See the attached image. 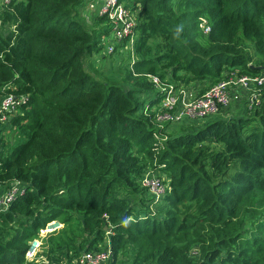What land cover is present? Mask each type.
<instances>
[{"label":"trees","instance_id":"obj_1","mask_svg":"<svg viewBox=\"0 0 264 264\" xmlns=\"http://www.w3.org/2000/svg\"><path fill=\"white\" fill-rule=\"evenodd\" d=\"M127 1L138 60L108 76L91 63L109 29L86 17L90 0L3 6L0 95L28 101L0 127V183L26 188L0 213V264H35L29 242L53 220L51 260L109 247L107 264H264V84L243 114L182 130L147 108L164 97L147 104L154 78L209 88L233 70L260 75L246 47L264 67V0ZM149 168L169 181L158 202Z\"/></svg>","mask_w":264,"mask_h":264},{"label":"built area","instance_id":"obj_2","mask_svg":"<svg viewBox=\"0 0 264 264\" xmlns=\"http://www.w3.org/2000/svg\"><path fill=\"white\" fill-rule=\"evenodd\" d=\"M11 2L12 0H0V13L3 6ZM86 11L87 18L94 14L105 18L104 25L109 29L100 43L102 56L113 57L118 63H133L138 60L136 44L139 36L136 27L139 23V8H132L127 0H96L88 5ZM256 67L262 68L263 72L260 75L240 74L239 71L233 70L226 73L225 79L206 89L202 88V82H195L189 86L182 83L179 86H170L162 85L158 78H154L155 83L159 85L156 86V93L147 104L149 102L153 104L158 97L157 92L164 95L161 101L152 105L156 108L154 110L157 117L156 125L164 126V123L171 122L181 127L183 124L180 123L188 124L192 121H195L196 125H201L213 116L224 114L234 103H247L248 107L252 108L261 102L260 96L264 84V67ZM27 101L26 94L0 95V127L19 115ZM147 108L150 109V106ZM141 181L142 185L155 196V202L166 195L169 181L165 175L158 174L157 170L147 169ZM6 184L8 186L0 196V213L7 212L17 197L26 191L24 183L19 179ZM63 228L64 223L58 220H53L42 228L39 236L29 242L27 260L35 264H107L111 258L109 247L102 251L84 252L71 262L68 259L51 260L49 256L40 254L43 249V237L50 236Z\"/></svg>","mask_w":264,"mask_h":264},{"label":"rangeland","instance_id":"obj_3","mask_svg":"<svg viewBox=\"0 0 264 264\" xmlns=\"http://www.w3.org/2000/svg\"><path fill=\"white\" fill-rule=\"evenodd\" d=\"M96 0H90L89 4L90 3H93L95 2ZM1 21V20H0ZM89 25H92V24H88ZM91 27V26H89ZM9 28H13V26H10ZM5 30V26L0 23V32H3ZM101 46V45H100ZM247 51H248V55H249V58H250V65L252 64V66L256 67V66H262L260 65V61H259V56L257 54V52H255V49L252 45H248L246 47ZM101 49L96 52L93 56V61L91 62L92 63V66L93 67H96L99 71H102L105 75V76H108V75H115L116 74V69L118 68V61L117 59H115L114 61L112 60V58H109L107 56H102L101 55ZM98 54H100V56H98ZM124 64H129L128 62H123ZM101 74V73H100ZM102 75V74H101ZM119 80V79H118ZM209 85V82H202V88L205 89L207 88ZM170 86H173V85H170ZM169 86V87H170ZM126 87V86H124ZM149 105H151V103L149 102ZM157 106V104L155 105V107ZM244 103L243 102H240V103H234L231 105V107L229 108V110H227L224 114H221V118H229L231 116H237V115H240V114H243L244 112ZM156 108H151L150 107V110L151 111H154ZM220 117V116H219ZM159 124V123H158ZM186 125V127H191V126H197L195 124V121H192L188 124H184L183 122L180 123V125ZM160 125V124H159ZM178 130H182L181 127H179ZM11 141L14 143L18 142V138L14 137L11 139ZM6 186H8L6 183H0V196L3 194V190L6 188ZM256 199L255 201L260 205L261 203L258 201V199H260V197L258 196H255ZM58 232V231H57ZM51 236V235H50ZM49 235L48 236H45L43 237V246H42V252L40 254L42 255H47L46 254V251H48V244L46 243L48 238L50 237ZM42 261V259H41Z\"/></svg>","mask_w":264,"mask_h":264},{"label":"clouds","instance_id":"obj_4","mask_svg":"<svg viewBox=\"0 0 264 264\" xmlns=\"http://www.w3.org/2000/svg\"><path fill=\"white\" fill-rule=\"evenodd\" d=\"M178 31H179V29H178ZM11 207V206H10Z\"/></svg>","mask_w":264,"mask_h":264}]
</instances>
